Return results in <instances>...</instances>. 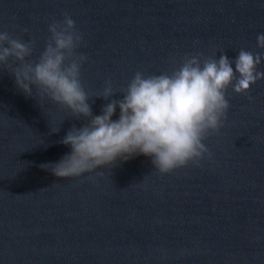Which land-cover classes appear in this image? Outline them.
Masks as SVG:
<instances>
[{
    "label": "water",
    "instance_id": "95a60500",
    "mask_svg": "<svg viewBox=\"0 0 264 264\" xmlns=\"http://www.w3.org/2000/svg\"><path fill=\"white\" fill-rule=\"evenodd\" d=\"M66 13L83 36L90 95L137 71H171L187 54L261 51L264 33V0H0V30L34 39L37 59ZM227 98L201 166L161 176L135 155L66 180L42 165L70 153L60 141L87 118L27 96L0 68V264H264V81ZM113 99L123 96L90 98L93 115Z\"/></svg>",
    "mask_w": 264,
    "mask_h": 264
},
{
    "label": "clouds",
    "instance_id": "9594fccd",
    "mask_svg": "<svg viewBox=\"0 0 264 264\" xmlns=\"http://www.w3.org/2000/svg\"><path fill=\"white\" fill-rule=\"evenodd\" d=\"M48 32L43 51L32 59L34 39L26 41L0 30V68L9 69L27 96L70 110L78 120L87 118L83 127L73 126L60 141L70 153L56 163L42 165L66 180L135 155L152 157L161 176L189 165L199 167L212 159L205 141L219 134L227 119L228 89L247 95L253 85L264 81V71L259 70L264 63V33H260L256 47L261 51L241 48L234 58L225 50L219 56L187 54L171 71L153 75L137 71L125 87L117 89L109 80L101 94L90 95L81 80L88 57L78 52L84 41L75 20L66 13L62 20H51ZM117 93L123 99L111 100L101 115H93L90 98L107 101ZM117 108L119 117L114 120ZM51 130L58 133L60 127Z\"/></svg>",
    "mask_w": 264,
    "mask_h": 264
}]
</instances>
